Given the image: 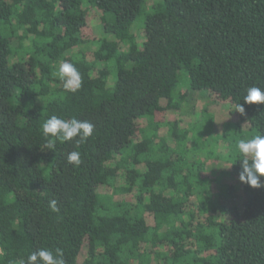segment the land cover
I'll return each instance as SVG.
<instances>
[{
  "label": "trees",
  "instance_id": "16d2710c",
  "mask_svg": "<svg viewBox=\"0 0 264 264\" xmlns=\"http://www.w3.org/2000/svg\"><path fill=\"white\" fill-rule=\"evenodd\" d=\"M252 86L264 0H0V264L41 248L65 264H264V187L239 181L238 142L264 134V105L243 102ZM52 115L93 134L49 151Z\"/></svg>",
  "mask_w": 264,
  "mask_h": 264
},
{
  "label": "clouds",
  "instance_id": "9594fccd",
  "mask_svg": "<svg viewBox=\"0 0 264 264\" xmlns=\"http://www.w3.org/2000/svg\"><path fill=\"white\" fill-rule=\"evenodd\" d=\"M57 75L65 92H75L80 88L81 75L72 63L61 62ZM243 102L247 105H264V89L256 86L249 87ZM236 112L243 115L245 112L244 105L237 104ZM93 130V124L86 120L76 118L66 120L52 115L42 126L43 136L46 139L44 147L52 151L56 147V141L69 142L73 138H78L76 145L79 147L81 143L92 136ZM237 148L241 156L240 183L253 189L264 187L261 180V178H264V134L255 135L251 139H241ZM67 163L73 167H79L82 163L81 153L79 151L70 152L67 156ZM48 207L53 213L59 211L56 200H50ZM19 264H65V261L61 249L57 248L53 252L41 248L30 253L27 262L21 260Z\"/></svg>",
  "mask_w": 264,
  "mask_h": 264
},
{
  "label": "rangeland",
  "instance_id": "374dc122",
  "mask_svg": "<svg viewBox=\"0 0 264 264\" xmlns=\"http://www.w3.org/2000/svg\"><path fill=\"white\" fill-rule=\"evenodd\" d=\"M145 1L147 2L148 5H151L154 0H145ZM145 13H146V11L143 12V14L136 20V22H140L141 23L144 20V14ZM182 75L183 74L180 73V81H179V85H178V90L183 89V88L185 90H187V87L188 86H186L184 84ZM192 93L193 92H188V94H191V96H190V98L188 100H189V102L191 104V107H192V105H195L196 106V110L198 111V108H201V106H200L201 105V101L199 99H197V97L195 98V93H193V94ZM206 104H208V107L211 109L213 115L215 116L216 122H219L218 124H220V121H222V120L223 121H226L227 120L228 117L226 115H227V112L228 111H227V108L226 107H224L223 105L218 106V104H216L215 106H211L209 104V102L206 103ZM194 111H195V109H194ZM219 128H220V126L217 127V125L215 124V128H214V133L215 134L218 133ZM208 139H210V137ZM212 142H214V140H210L209 143L206 142L203 145V148H202V151H201L202 156L209 157V156H211L210 154H212L215 151L214 149L216 147L213 146ZM213 160H217V159L216 158H213ZM210 168H211V165L208 164L207 165V171L208 170L210 171ZM216 168L218 169V168H220V166H215L212 169H216Z\"/></svg>",
  "mask_w": 264,
  "mask_h": 264
}]
</instances>
